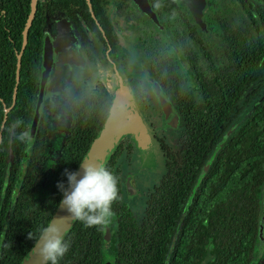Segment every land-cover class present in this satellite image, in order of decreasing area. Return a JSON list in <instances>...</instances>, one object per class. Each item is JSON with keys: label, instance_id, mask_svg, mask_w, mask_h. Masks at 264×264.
Returning <instances> with one entry per match:
<instances>
[{"label": "trees", "instance_id": "trees-1", "mask_svg": "<svg viewBox=\"0 0 264 264\" xmlns=\"http://www.w3.org/2000/svg\"><path fill=\"white\" fill-rule=\"evenodd\" d=\"M146 1L168 12L171 38L182 50L184 68L141 31L133 45L138 61L178 114L177 149L156 133L146 113L148 97L141 85L140 64L124 46L114 43L119 34L110 24L109 12L114 7L117 18L126 14L124 0H35L22 50L31 0H0V264H19L62 197L57 185L67 186L65 170H77L101 129L115 86L96 78L100 69L119 70L149 134L159 172L144 181L145 191L134 196L136 203L141 197L142 209L139 215L133 213L129 202L122 201L121 160L132 155L135 144L129 135H122L104 163L118 177L120 199L112 205V223L86 227L73 220L64 233L70 247L59 264L105 260L112 264H264V240L258 247L264 96L243 114L246 103L264 88V0H230L240 15L230 22L222 19L214 0H205L202 20L215 31L220 52L207 67L197 66L194 59V54L203 52L206 63L205 34L185 5L178 0ZM56 16L82 26L94 48L83 50L87 68L74 69L67 80L84 78L91 85L90 93L72 101L68 125L47 155L43 114L47 101L33 142L22 143L16 136L28 131L42 36L54 27ZM249 88L247 100L239 103ZM17 119L23 123L13 128ZM29 233L34 239H29Z\"/></svg>", "mask_w": 264, "mask_h": 264}, {"label": "flooded vegetation", "instance_id": "flooded-vegetation-1", "mask_svg": "<svg viewBox=\"0 0 264 264\" xmlns=\"http://www.w3.org/2000/svg\"><path fill=\"white\" fill-rule=\"evenodd\" d=\"M124 1H125L126 5L128 6V8L126 10V14L120 15L117 18L116 15H115V9H114V7H111L110 12H109V21H110V24L113 27L114 31L119 34V37L116 39V41L114 43H118V44L124 46V48H125V44H127V41H128V37L127 36L129 34H133L134 35L133 42L131 44H132V47H133V49L135 50V53H136V60L131 55H130V57L133 59L134 62L135 61H136V63L138 62L140 64L142 70L144 71V73L142 75H140V79L142 80V78H143L145 80H148L150 78V79L153 80V84L150 83V86L149 87H150V91L156 95V99L154 101H155V103L157 105L156 108L159 107V110H160V111L158 110L159 113H158V116L157 117H159L161 123H163L164 126H166L168 128H174L175 129L176 133L173 132V134H174L173 140H167L166 136L164 135V132L160 131L159 130V127L157 126L159 124L154 123L153 122V119H151V117L148 114L147 115L150 117L151 123L155 125V126L154 125L153 126L156 129V133L158 135H160V136H163L166 142H168L169 144H171L173 148L177 149L178 146H179L178 139L180 140V138H181V136H180L181 135V127L179 125L178 114H177L176 110L174 109V107L167 100V98L165 97V95L161 91V89L158 86V84H156V82L153 79V77L151 76V74H149L146 71V67L142 63H140V61H138L137 48H134L133 45H135L136 37L140 34L139 31H141V33L144 34L143 36H145V35L147 36L146 37V40L150 37V39L152 40L151 43H155V44L159 45L160 48H162L164 52H167L169 54V56L172 57V59L179 61V63H180L179 67L181 66V68L182 67L184 68L185 67L184 66V61L182 59L183 58V55L181 54L182 53V50L181 49H178L177 45L173 41V38H171V36L173 34L170 32V30H171V23H170V20L168 19V12L167 11L161 10L160 9L161 6H154V5L153 6H150V4L147 3V1H146L147 5L149 7L150 12L154 16V17L151 18L148 14L142 12L138 7H135L133 5L130 6V3H129L130 1L129 0H124ZM178 1H180V0H178ZM228 2L230 3V0H228ZM214 3H215V6H216V9L219 11L220 15H222V19L224 18L226 20L225 22H230V21H234V20H237L238 21L240 19V18L239 19H237V18H230V19H228L218 9L217 0H214ZM183 5H185V4H183ZM185 7H186V5H185ZM231 9H232L233 12H236L233 6L231 7ZM187 10L189 11L188 8H187ZM139 12L140 13H143L145 15V17H142ZM189 13H190V11H189ZM190 15H191V13H190ZM133 16L135 18H133ZM56 17H59V16H56ZM191 17H192V15H191ZM137 18L139 20H142L143 22L138 24L137 21H136ZM192 19H193V22L197 26H199L200 31L205 34V57H206V63L203 64V61H202V59H203V56H202L203 55V52L201 54H194L193 56H194V59L197 60V62H196L197 66H201V67H204L205 66V67H207V65H211V62L212 61L218 60L219 54H220V52H218L219 51V49H218V41H217V38L215 37V31H212L211 29H209L208 27H206L205 22L202 20V11H201L200 20H201V23H203V25H204L203 27H201L200 24L196 23V21L194 20L193 17H192ZM53 23H54V20H53ZM70 25L72 26L71 28L73 29V33L74 34L75 33L77 34V41H78L79 46H81L82 51L83 50L84 51H86V50L91 51L92 48H94V44L92 43L93 41H92V38H91L89 32L85 31L82 28V26H81L80 23H79V25L81 26L80 28H78L75 24H72L71 22H70ZM156 25H158V27H156ZM53 28L54 27L47 28V30L49 31V29L50 30L52 29L51 30V32H52L53 31ZM150 29H152V30H151V32L148 33V30H150ZM158 32H159V34H158ZM83 38L85 40L84 43L82 42ZM137 47H138V45H137ZM125 50H126V52L129 53V51H127L126 48H125ZM129 54H131V53H129ZM83 61H84V64H85V58L83 59ZM81 65H83V64H81ZM85 68H87V64L85 65ZM263 80H264V76L261 78V81L262 82H263ZM79 83H82L83 84V88L82 89H79L80 91L76 93L77 95L75 97H73L71 100H69L70 107H68V109H67L68 122H69V112H70V108H71V105H72V101L74 99H77V98H81L83 100V98H85L90 93V90H91V85H88V83L85 81L84 78L83 79L82 78H79L78 80L77 79L69 80L68 82H66V85H69V84H73V85L75 84V85H77ZM156 86H157V88H158V90L160 92L161 98L166 103H169L172 106V108L174 109V111L176 112V114H177V120H178V122L176 124H173V125H175L176 128L173 127V125L168 126V125H165V123H164L163 112L161 110V105H160V97H159V94H158L157 90L154 89V87H156ZM86 87L89 88L88 91L84 90V89H86ZM251 90H252V88H249L247 90V92L244 95H242V98L239 100V103H242V102H244V101L247 100L246 94H249V92ZM145 92L147 93L146 90H145ZM258 95L259 96L257 98L253 97V98H251V100L253 99L251 102L248 101L246 103V104H249L250 105V107H249V109L247 111H249V110H251L253 108V104L254 103H256L258 100H261L262 99V97L264 96V88H262V91L259 92ZM147 97H148L147 104H148V107H149L150 103H149V95H148V93H147ZM153 104L154 103L152 101V105ZM43 111H44L43 114L45 116V124H44V126L47 129L48 128V125H47V122H48L47 105H46V107L44 108ZM68 122H67V125H68ZM159 132H160V134H159ZM49 134L50 133L47 130V136ZM227 135H228L227 132L224 133L223 135H221V137L219 138V140L215 144L212 153H214L218 149V147H220V144L224 141V139L227 137ZM47 145H48V143H47ZM134 148H135V146H134ZM46 154L48 155V150H47ZM142 157L145 158L143 156V154H142ZM151 171L153 173V177H155L158 174L159 169H158V165H157L156 161H155V165H153ZM149 179H151V178H146V179H144V181L149 180ZM122 180H123V186H124V193L122 195V201L127 202V203L129 202V205H130L133 213L138 214L135 211V207L137 205V203H136L137 201H135L134 196L138 195L141 192H140L139 188H137L136 185L133 183L132 176H129L128 174H126V176H122ZM144 181L142 182L143 184H144ZM127 182H128V185H129V191L127 190V185H126ZM126 194L129 195V197ZM259 200H260V211H261L262 202L264 200V183L260 187V199ZM141 209H142V207H141ZM259 218H260V213H259ZM260 221H261V224L262 225L258 229V239H259L258 247L262 248V246H263V240H264V232H263L264 218L263 219L260 218ZM259 231H261V232L259 233ZM105 262H110L111 263V261H107V260L103 261V263H105Z\"/></svg>", "mask_w": 264, "mask_h": 264}, {"label": "water", "instance_id": "water-1", "mask_svg": "<svg viewBox=\"0 0 264 264\" xmlns=\"http://www.w3.org/2000/svg\"><path fill=\"white\" fill-rule=\"evenodd\" d=\"M142 12L148 14L151 18L154 17L153 14L150 12L149 7L146 3V0H131ZM183 4L186 5V7L189 9L192 17L196 21V23L200 24L201 27H203V23H201L200 17H201V11L204 7L205 0H180ZM34 2L35 0H31L30 2V13L28 15L24 30H23V39H22V45H21V50L23 47L24 43V35L26 28L30 22L31 16L33 15V8H34ZM59 19H65L61 16L55 18L57 23H59V28L57 27L56 30L60 29L61 22ZM66 20V19H65ZM68 21V20H67ZM70 24V22L68 21ZM55 28V27H54ZM71 28V27H70ZM62 29V28H61ZM47 30V29H46ZM48 31V30H47ZM73 31V29H72ZM50 33L53 34L55 37V30L54 32L49 31ZM60 33V32H59ZM74 34V33H73ZM57 37V36H56ZM55 37V38H56ZM60 37V36H59ZM54 38V39H55ZM59 42V38L56 39V42L51 39L50 34L48 32H44L42 36V44H41V53H40V63H39V68H38V77H37V88H36V94H35V99H34V104H33V112H32V117L30 119L29 123V128L28 132L32 136L33 133L36 131L39 117L41 114V110L44 104V101L48 102V96H47V91H48V85L50 83V80L55 73L56 66L58 64L54 63V50L57 49L56 45ZM67 53V52H63ZM76 54V53H75ZM66 57V55H64ZM74 57V56H71ZM84 59V57H82ZM59 59V55L57 57V60ZM58 63V62H57ZM64 63H67V61H62V64L59 68L58 71V82H63L64 84L67 82L68 77L76 71H73L74 69H82L85 68V65H79L75 64L73 66L67 67L64 65ZM154 89L157 90L159 97H160V105H161V110L163 112V119L165 125H173L178 122L177 120V114L172 108V106L169 103H166L160 96V92L156 87ZM121 96H126L128 99V106L126 109L125 116L121 123L114 124L108 119V112L105 118V121L97 133L96 137L93 139V141L90 144V147L88 148L86 154L84 155L82 161L89 160L92 162H99V163H105L107 160L108 156L112 152L115 144L117 141L120 139V137L124 134H132L134 138L137 139V141L143 145V149H147V145L151 143L150 137L148 132L146 131L145 127L140 121V118L136 112V108L133 103L132 96L130 94L129 89L127 88L126 85L122 83L120 80V83L118 85H115L113 88V96H112V101L111 104L116 101L117 98ZM13 103V100H12ZM110 104V105H111ZM144 134H147L148 138H146L147 143H145L144 139ZM81 161V162H82ZM206 167V166H205ZM203 167V170L205 169ZM77 172H80L81 175L83 174L81 165L76 170ZM80 177H78L79 179ZM127 190L129 191V185L127 182ZM63 199V195L57 204L55 210L53 211L49 222L46 226L49 224H56L58 225L62 231L63 234L67 231L69 226L71 225L72 221L74 219L72 218H61L68 216L69 213L67 210L61 205V201ZM260 218H264V200L262 202V207L260 211ZM107 230L105 231V239H107ZM261 231H259L260 233ZM39 236V235H38ZM35 242L33 245L29 248V250L25 253V255L22 257L20 260L19 264H42L41 258L36 254V252L33 251ZM103 264H111L110 262H105Z\"/></svg>", "mask_w": 264, "mask_h": 264}, {"label": "clouds", "instance_id": "clouds-1", "mask_svg": "<svg viewBox=\"0 0 264 264\" xmlns=\"http://www.w3.org/2000/svg\"><path fill=\"white\" fill-rule=\"evenodd\" d=\"M96 78L106 85L120 83L119 70L112 72L100 69ZM128 106L126 96H121L109 106L108 119L119 124L123 120ZM22 121L17 119L13 128H19ZM16 139L22 143L31 144L33 137L26 130L20 131ZM82 172L65 170L67 186L59 182L57 187L63 195L61 205L69 213L61 218L78 220L86 227L108 226L112 223L115 213L112 210L114 202L120 199L118 177L113 174L103 163L85 160L80 162ZM78 177H80L78 179ZM29 239H34L29 233ZM35 240L33 251L38 253L42 264H59L60 260L69 250V243L65 241L62 229L56 224H49L41 229Z\"/></svg>", "mask_w": 264, "mask_h": 264}, {"label": "rangeland", "instance_id": "rangeland-1", "mask_svg": "<svg viewBox=\"0 0 264 264\" xmlns=\"http://www.w3.org/2000/svg\"><path fill=\"white\" fill-rule=\"evenodd\" d=\"M130 6L133 5L137 7L131 0H129ZM217 6L218 9L223 13L224 16H226L228 19L230 18H237L239 19L240 15L238 12H233L231 9V4L228 2V0H217ZM140 13V12H139ZM142 17H145L143 13H140ZM61 22L60 29L56 30L57 27L59 28V23L54 20L53 26L55 27V37L52 33L46 30L50 34L51 39L56 42V39L59 38V44L56 45L57 49L54 50V63L58 64L56 66L55 73L53 74L50 83L48 85V102H47V116H48V128L49 131L48 135V152L51 154L54 150V146L56 144V139L61 136V134L65 131L67 122H68V113L67 109L70 107L69 100H71L73 97H75L77 92H79V89L83 88V84L79 83L77 85L69 84L66 85L63 82H58V71L62 64V61H67V63H64L67 67L73 66L75 64H84V61L82 57H84V53L82 51L81 46H79L77 41V34H73L72 27L67 20L65 19H59ZM155 26V25H154ZM158 27V25H156ZM62 28V29H61ZM152 29L148 30V33L151 32ZM60 32V33H59ZM159 34V32H158ZM60 36V37H59ZM127 44H125V48L132 57L136 60V53L135 50L132 47L133 42V34H129L128 36ZM55 38V39H54ZM67 52V53H63ZM76 53V54H75ZM59 55V59L57 60V57ZM66 55V57H64ZM74 56V57H71ZM58 62V63H57ZM136 62V61H135ZM75 63V64H74ZM86 69V68H85ZM79 71V70H78ZM150 83L153 84L152 79L145 80L142 78L141 84L144 87V89L147 91L149 95V107L147 108V114L153 119V122L159 127V130L164 132V135L166 136L167 140H173L174 133H176L174 128H168L161 123L158 113L159 111L156 108V95L150 91ZM78 86V87H77ZM89 88L86 87V91H88ZM112 96H113V90H111ZM153 101V105H152ZM250 105L246 104L243 108V114L249 109ZM161 123V124H160ZM154 125V124H153ZM155 126V125H154ZM175 127V125H173ZM176 128V127H175ZM160 134V132H159ZM133 140L135 144V148L133 151V154L130 156V158L126 159L123 158L122 161V176H126L128 174L129 176H132V181L136 185L137 188H139L140 192L145 191L146 187L142 183L144 179L146 178H152L153 173L151 171L153 165H155V159L153 158V151H152V144L149 143L147 145V150L143 152V145H141L136 138L133 137L132 134L128 133ZM145 143H147L146 138H148L147 134H144ZM142 154L145 158L142 157ZM143 158H141V157ZM148 159V160H147ZM149 160L151 162H149ZM140 201L137 203L135 207V211L140 214L141 212V197L139 198Z\"/></svg>", "mask_w": 264, "mask_h": 264}, {"label": "crops", "instance_id": "crops-1", "mask_svg": "<svg viewBox=\"0 0 264 264\" xmlns=\"http://www.w3.org/2000/svg\"><path fill=\"white\" fill-rule=\"evenodd\" d=\"M57 18V17H56ZM54 30H55V28H53V32H54ZM56 34V33H55ZM58 44H59V42H58Z\"/></svg>", "mask_w": 264, "mask_h": 264}]
</instances>
